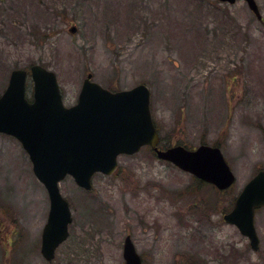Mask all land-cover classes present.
<instances>
[{
  "label": "rangeland",
  "instance_id": "374dc122",
  "mask_svg": "<svg viewBox=\"0 0 264 264\" xmlns=\"http://www.w3.org/2000/svg\"><path fill=\"white\" fill-rule=\"evenodd\" d=\"M255 2L261 21L243 0H0V95L12 70L34 64L55 74L66 107L89 73L115 91L144 84L160 147H218L235 176L218 192L145 147L119 156L111 176L95 174L90 191L66 177L68 236L46 261V189L21 144L0 134V264H124L126 236L143 264H264V208L256 252L222 218L264 168V0Z\"/></svg>",
  "mask_w": 264,
  "mask_h": 264
},
{
  "label": "water",
  "instance_id": "95a60500",
  "mask_svg": "<svg viewBox=\"0 0 264 264\" xmlns=\"http://www.w3.org/2000/svg\"><path fill=\"white\" fill-rule=\"evenodd\" d=\"M234 4L236 0H219ZM261 19L254 0H243ZM75 29L72 28L71 32ZM33 101L25 96L27 71L15 69L0 96V133L15 138L27 153L32 171L49 198V212L41 234L40 252L46 261L67 238L71 213L58 184L71 176L75 184L91 190L95 173L111 175L117 157L133 155L149 146L159 160L213 185L219 191L230 188L235 177L216 147L200 145L194 150L182 146L159 149V136L153 123L148 88L139 84L111 92L84 78L75 105L65 107L56 76L40 65L30 67ZM264 208V169L242 188L232 209L223 216L258 250L254 226L255 211ZM124 264H142L130 237L123 242Z\"/></svg>",
  "mask_w": 264,
  "mask_h": 264
}]
</instances>
